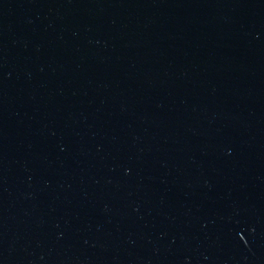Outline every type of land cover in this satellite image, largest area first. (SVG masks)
<instances>
[{
	"label": "water",
	"instance_id": "1",
	"mask_svg": "<svg viewBox=\"0 0 264 264\" xmlns=\"http://www.w3.org/2000/svg\"><path fill=\"white\" fill-rule=\"evenodd\" d=\"M0 264H264V0H0Z\"/></svg>",
	"mask_w": 264,
	"mask_h": 264
}]
</instances>
